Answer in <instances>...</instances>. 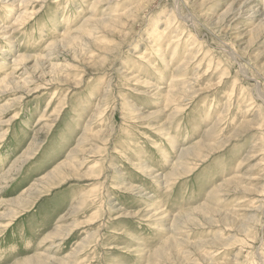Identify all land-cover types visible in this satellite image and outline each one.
<instances>
[{
	"label": "rangeland",
	"instance_id": "rangeland-1",
	"mask_svg": "<svg viewBox=\"0 0 264 264\" xmlns=\"http://www.w3.org/2000/svg\"><path fill=\"white\" fill-rule=\"evenodd\" d=\"M92 1H0V28L7 27L0 79L14 57L28 59L0 86V264H259L264 102L253 92L259 84L264 94V33L249 31L260 18L245 11L229 27L215 21L232 0H152L133 23L121 18L124 25L100 26L91 43L62 44V35L78 34ZM141 1L101 3L96 17H118ZM178 7L182 19L196 20L193 28L178 17L161 35ZM173 36L174 53L166 47ZM188 49L194 62L185 80L171 83ZM182 87L190 93L179 99ZM166 90L176 102L167 103ZM59 104L61 115L47 125ZM102 110L93 129L111 126L106 142L77 145L88 118ZM74 149V171L64 181L52 176ZM145 164L146 173L138 168Z\"/></svg>",
	"mask_w": 264,
	"mask_h": 264
},
{
	"label": "bare ground",
	"instance_id": "bare-ground-1",
	"mask_svg": "<svg viewBox=\"0 0 264 264\" xmlns=\"http://www.w3.org/2000/svg\"><path fill=\"white\" fill-rule=\"evenodd\" d=\"M0 1H2V0H0ZM27 0H21V4H23V3H25ZM109 1H112V0H94V1H92L91 2V4H90V6H91V9H90V11H89V16L84 20L85 22H83V24L80 26V27H78L77 28V31H78V34H76V35H73L72 33H67V34H64V35H62V40H61V43L62 44H64V43H67L69 46L70 45H76V43H80V44H85L86 42H89V43H91V40H96L98 37H97V35L98 34H102V30L103 29H101L100 28V26H104V24L105 25H124V21L125 22H129V21H131V23H133V21H134V19H135V17H137V16H135V14L137 13H140V12H142L145 8H147V7H149V5H151L150 3H152L151 1L152 0H142L139 4H137V5H134L133 7H129V8H127L126 10H125V13H122V14H120V16H118V17H115L116 15H112L111 17H109L108 16V18H106L105 16L107 15V14H105V16H102V15H100L99 17H96V11H97V7L99 6V4H101V3H105V4H108L109 3ZM177 1V0H176ZM176 1H174V3L176 2ZM181 1V0H180ZM231 3L228 5V7H226L223 11H222V13H220L218 16H217V20L215 21V23L217 24V25H222V24H228V26L230 27V25H231V23L229 22L230 20H231V17H235L237 14H240V13H243V12H247V13H252V16H254V17H258V18H260V20L258 21V23L255 25V26H253L252 27V29L249 31V33L250 34H253V32L252 31H255V32H258V33H260V36L264 33V7L263 6H258V4L257 3H254L252 0H232V1H230ZM182 3V2H181ZM175 5H177V3L175 4ZM192 5V4H191ZM216 6V5H215ZM215 6H213V7H210L209 9H212V8H214ZM180 8H182V6H180ZM175 9V8H174ZM177 9V12H178V14L176 15V17H174V19L172 20V19H169V20H172L171 21V23H168L165 27H164V29H163V31H161V35H164L165 34V32L167 31V29H169L170 28V26H172V24H174L175 23V21L174 20H177V18L178 17H181V19H182V16L180 15V11H179V7L178 8H176ZM176 11V10H175ZM184 11V10H183ZM147 12V11H146ZM171 12V11H170ZM24 13L25 12H23V13H21V14H19V15H17V18H16V20L14 21V23H19V22H23V20L22 19H24ZM176 13V12H175ZM183 13V12H182ZM192 14V13H191ZM32 14H30V16H31ZM121 18H122V20H124V21H121ZM193 18V17H192ZM192 18H189V17H183V19H182V21H183V23L185 24V25H187L188 24V26L189 27H191V28H193V26H194V21L196 22V20H194L193 21V19ZM180 19V18H179ZM211 19V18H210ZM198 21V20H197ZM205 21V20H204ZM232 21V20H231ZM135 22V21H134ZM237 22H238V20H237ZM236 23V22H235ZM234 23V24H235ZM199 24V23H198ZM211 25V24H210ZM238 25V23L237 24H235V26H237ZM196 26V25H195ZM174 27V26H173ZM6 29H7V27L6 26H4L3 28L1 27L0 28V31L1 32H3V31H6ZM154 31V30H153ZM178 31V30H177ZM74 33V32H73ZM175 33V32H174ZM67 36H73V37H67ZM151 37V36H150ZM163 36H161V38H162ZM192 37V36H191ZM193 38V37H192ZM176 39V37L175 36H173V37H171V41H170V44H167L166 45V47H167V49L169 48V46L171 47V48H173V53H174V51H176V49H177V44H178V42L179 41H174ZM197 39V38H196ZM69 40H72L71 42L69 41ZM147 44L150 46V45H152L151 44V41L150 42H147ZM172 44V45H171ZM191 44V43H190ZM53 45L54 44H49L48 45V47H53ZM58 45H61V44H58ZM157 51L159 52L160 51V49L159 48H157ZM192 50L191 49H188V50H186V53H185V56L182 58V61H181V63H179V66H177V68H175V70H174V72L172 73V81H171V83H173L174 82V80H175V78L176 77H178V78H180V77H182L183 78V80H185V75H187V72H188V70H189V67H190V65H191V63L192 62H194V57H193V55L195 54H193L192 55V53L193 52H191ZM163 53V52H162ZM236 53V52H235ZM47 56H51V54H47ZM47 56L44 58L43 57V59L44 60H46L47 59ZM172 56V55H171ZM160 58H163V54H162V56H159ZM142 58V57H141ZM26 60H28L27 58H26V56L25 55H23V54H20V55H18V56H16V57H14V60H13V62L10 64L11 65V67H10V72H6V73H4V75H3V77L0 79V86H4L6 83H7V81L9 82V81H12L14 78H13V76H14V74L16 73V67L15 66H17L18 64H21V63H24V61H26ZM37 61V60H36ZM35 61V62H36ZM236 60H234V62H235ZM238 65H240V64H238ZM240 67V69H241V71H243L242 70V65H240L239 66ZM182 74V75H180V76H177V74ZM193 76V75H192ZM21 81H23V80H21ZM144 82L142 83V86H143V88H149V85H151V83L149 82V81H145V80H143ZM50 82H45V83H41V84H38L37 85V87H36V89H43V88H45V86H48V84H49ZM23 84L24 85H30L31 84V82H29V81H26V80H24L23 81ZM155 89L156 90H159V87L158 86H155ZM255 90H254V92H253V94H255V97H257V99H259L261 102H264V94H263V92H262V89H260V87H259V84H256L255 85V88H254ZM106 91V90H105ZM187 93H190V92H188V91H186V89H185V87H182V88H180V90H179V92L177 93V96L179 97V99H181V98H185L186 96H187ZM102 94H104V92L102 93ZM161 94H164V93H161ZM51 95V94H50ZM165 95L166 96H168V98H166V101H167V103H170V102H176V98L174 97V96H171V93H170V91L169 90H166V93H165ZM235 95V94H234ZM250 95H252V94H250ZM54 96V95H53ZM105 96H106V94H104L103 96H101L102 97V99H104L105 98ZM236 96V95H235ZM234 96V97H235ZM66 97V96H65ZM107 97V96H106ZM252 97V96H251ZM232 99V98H231ZM63 100V99H62ZM100 100V101H99ZM99 100H97L96 101V104H95V106H96V108H98V106L100 105V103H101V99H99ZM63 102V101H62ZM128 102V101H127ZM180 102V101H179ZM228 102H230V98H228L227 100H226V102H225V105H224V109H223V111H222V116L225 114V112H226V108L228 107ZM130 103V102H129ZM102 104V103H101ZM61 106H62V104H59L56 108H54V110L49 114V116H48V118H49V121H47L48 123H47V125H53V123L56 121V119L61 115V112H62V109H61ZM5 107H7V105L5 106ZM128 107H130V109H131V111H133V113H135L136 112V107L133 105V104H129L128 105ZM106 109V108H105ZM115 110V109H114ZM113 110V111H114ZM129 110V109H128ZM95 111H96V109H95ZM94 111V112H95ZM104 114H105V111H101V112H98V113H96V115L95 114H93V115H95V117L93 116V117H91V118H88V120H87V122H86V124H85V126L84 127H82V129H81V134H80V136H79V142H78V144L77 145H79L81 142H84V141H88V140H94V139H96V140H98L101 144L99 145V146H101L102 144H104L105 142H106V139H108V132H111L110 130L112 129V127L111 126H108V128H102V129H100V130H96V131H94V127L93 126H95L96 124H97V120L98 119H100V118H102L103 116H104ZM221 116V117H222ZM43 118H45V115L44 116H40V118H39V120H41V119H43ZM97 118V119H96ZM38 120V121H39ZM48 120V119H47ZM216 121H217V123H219V122H221V119H219V118H216ZM216 123V122H215ZM211 126V125H210ZM213 128H216L217 127V124H214L213 126H212ZM100 128V127H99ZM212 128V129H213ZM210 130V132L207 134V133H205L206 134V137L208 138L207 140H209L210 139V137L211 138H213L212 137V132H213V130ZM239 129V128H238ZM238 129L237 130H235L234 132H232V133H234V134H236L237 132H238ZM159 130V129H158ZM162 131H165V129L163 128V129H161ZM215 130V129H214ZM168 131V130H167ZM167 134H168V132H167ZM167 134H165V135H167ZM3 135V134H2ZM172 139V138H171ZM170 139V140H171ZM174 140V139H173ZM170 142H172V141H170ZM95 144H96V142H95ZM220 145H221V143H219ZM96 148V150H99V148L96 146L95 147ZM79 152V150H72V151H70L69 152V156L67 157V158H70V157H73V155L74 154H77ZM185 150H182V152L180 153V155L182 156V155H184L185 153ZM32 153V152H31ZM30 155V154H29ZM32 155V154H31ZM73 159V158H72ZM71 158H70V161H67V162H63L62 163V165H61V167H59V169L58 170H56L54 173H53V175L52 176H54L55 178L57 177V178H59V179H61V180H65V178H66V175H65V171L67 170L69 173H72L73 171H74V166H76L77 165V161H74V160H72ZM180 163V162H179ZM184 164H186V163H184ZM140 165V164H139ZM146 165V164H145ZM183 164H179V166H182ZM146 167H148L147 165H146ZM176 167H178L177 165L176 166H174L173 167V171H174V169L176 168ZM140 170H141V172H144V173H146V172H149V167L147 168V169H145V168H141L140 166L138 167ZM187 168V166L186 167H183L182 169H181V171H185V169ZM116 170V172L117 173H119V171H118V169H115ZM188 171H190V170H187V172ZM150 174V173H149ZM149 174H148V176H149ZM146 175V174H145ZM151 176H152V174H150ZM172 176H174L173 175V173L171 174H168V176H165L166 177V179L168 180V178H170V177H172ZM164 177V176H163ZM154 178H161V177H158L157 175H155L154 176ZM127 186V184L124 186V187H126ZM38 189V188H37ZM124 190H126V188H124ZM33 191H35L36 192V188L35 187H32L31 189H28L27 190V192H33ZM40 191L41 190H38V193H40ZM228 191V190H227ZM227 191H224V192H227ZM229 193H227L226 195H224V197L226 198L227 197V195H228ZM30 196V195H29ZM112 199V198H111ZM34 200V199H33ZM20 205V204H19ZM261 209V208H260ZM232 212H233V210H232ZM232 212H231V214H232ZM215 213H221L220 211H216ZM208 214V213H207ZM15 216V215H14ZM155 216H157V215H155ZM254 216H255V213H254ZM253 216V217H254ZM231 217H233V216H231ZM224 218H226L225 220L226 221H228V220H232V219H229L230 217L228 216V215H224ZM236 218V217H235ZM251 219H253L252 218V216H251ZM245 222V221H244ZM6 226H8L7 224L5 225V227ZM74 226H71V227H69L68 229H67V231L65 232V233H67L68 231H72V228H73ZM6 228H8V227H6ZM66 235V234H65ZM65 235H63V236H65ZM57 236H60V237H63L62 236V233H61V230H60V232L57 234ZM201 245V244H200ZM216 245H218V244H216ZM201 246H203V244L201 245ZM204 246H206V245H204ZM210 246H212V245H210ZM206 247H208V246H206ZM204 248V247H203ZM199 249V248H198ZM197 252V251H196ZM257 253V252H256ZM185 254H187V255H190V252H188V251H185ZM184 254V255H185ZM200 257V256H199ZM202 257H204V256H202ZM264 257V256H263ZM261 258V256H259L258 255V261H259V264H264V258ZM205 258H208V256L206 257L205 256ZM257 260V259H256ZM255 260V261H256ZM211 261V260H210ZM228 261H230V260H228L227 259V261H223V262H221L220 264H232V262H229L228 263ZM193 263H195V262H193ZM210 263V262H209ZM254 264V263H253Z\"/></svg>",
	"mask_w": 264,
	"mask_h": 264
}]
</instances>
